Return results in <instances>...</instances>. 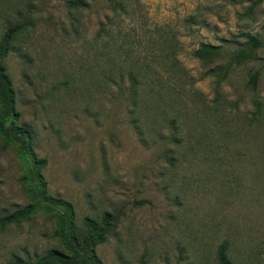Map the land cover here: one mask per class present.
<instances>
[{
	"label": "rangeland",
	"instance_id": "obj_1",
	"mask_svg": "<svg viewBox=\"0 0 264 264\" xmlns=\"http://www.w3.org/2000/svg\"><path fill=\"white\" fill-rule=\"evenodd\" d=\"M74 1L0 0L17 113L0 104V132L14 120L44 159L0 133V217L31 201L38 171L77 229L115 216L102 264H216L223 242L230 264H264V1ZM44 208L0 226V264L67 252Z\"/></svg>",
	"mask_w": 264,
	"mask_h": 264
},
{
	"label": "trees",
	"instance_id": "obj_2",
	"mask_svg": "<svg viewBox=\"0 0 264 264\" xmlns=\"http://www.w3.org/2000/svg\"><path fill=\"white\" fill-rule=\"evenodd\" d=\"M264 0H257V2H261ZM86 3L83 0H75L73 2V6L83 7ZM16 28L11 27L7 29L2 38L0 39V104L6 110V115L12 114L13 116H17V113L14 111V92L12 89L11 81L5 72L4 66L1 64V60L7 52L8 42L13 36ZM247 44L251 47H257L260 45V40L256 35H252L250 33L243 34ZM136 63L133 62L131 68L128 69V77L130 79L129 85V94L130 101L136 105L137 100L139 98L138 95V81L135 77L134 69ZM144 71H151L152 73L160 74L159 70H154V68L149 66H143ZM146 72V73H147ZM250 83L255 85L256 78L252 77L250 79ZM255 111L259 110L258 102H255ZM4 127L3 133L6 143L9 141L17 143L18 148L23 150L24 159L32 163V166L35 168L41 167L44 163V159L37 158L33 149L30 146V135L26 129H24L20 125H16L14 120H11ZM16 139V140H14ZM32 193L31 201L23 206L22 208L16 209L12 212L5 214L0 217V226L5 224L20 222L22 220L29 219L32 215H34L40 207H46V209L53 207L57 208L56 211L52 214L54 217L57 228L55 230V234L58 238H60L66 244L67 252L64 253L60 250H49L42 256L34 259V260H25L20 256L14 255L10 259V261L6 264H102L100 260L95 256L93 247L103 242L108 235L111 233L112 225L115 221V216L105 212L101 215L99 221L91 218L85 217V231H81L74 226V222L71 218L72 208L70 203L61 200L59 198H54L46 194L45 185L42 180L40 173L37 171L35 175V186L33 188H29ZM34 191H38L40 196L43 198V202L41 204H37L34 201ZM66 214V215H65ZM65 215V216H64ZM216 264H230L228 255H227V246L226 243L223 242L219 245L216 252Z\"/></svg>",
	"mask_w": 264,
	"mask_h": 264
}]
</instances>
